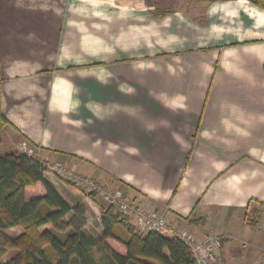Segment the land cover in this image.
Returning a JSON list of instances; mask_svg holds the SVG:
<instances>
[{
  "label": "crops",
  "instance_id": "1",
  "mask_svg": "<svg viewBox=\"0 0 264 264\" xmlns=\"http://www.w3.org/2000/svg\"><path fill=\"white\" fill-rule=\"evenodd\" d=\"M192 3L0 0V107L40 161L240 264L232 241L264 235V10Z\"/></svg>",
  "mask_w": 264,
  "mask_h": 264
},
{
  "label": "trees",
  "instance_id": "2",
  "mask_svg": "<svg viewBox=\"0 0 264 264\" xmlns=\"http://www.w3.org/2000/svg\"><path fill=\"white\" fill-rule=\"evenodd\" d=\"M246 1L264 10V0ZM7 128L13 127L0 107V145ZM47 173L45 163L35 156L0 154V264H196L185 242L142 233L113 206L99 205L102 232L99 237L88 234L85 207L72 206ZM31 190L39 194L28 197ZM88 196L98 202L95 194ZM255 218L249 222L253 228L259 224L258 212ZM13 229H21V234L10 236ZM10 251L15 254L4 261Z\"/></svg>",
  "mask_w": 264,
  "mask_h": 264
},
{
  "label": "built area",
  "instance_id": "3",
  "mask_svg": "<svg viewBox=\"0 0 264 264\" xmlns=\"http://www.w3.org/2000/svg\"><path fill=\"white\" fill-rule=\"evenodd\" d=\"M21 153L35 156L34 150L26 144L22 145ZM45 165L48 168V173L53 172L61 179L75 182L84 188L86 193L95 194L107 205L113 206L120 213L134 219L142 232H155L182 240L190 248L196 264H224L221 255L222 242L219 238L212 237L207 238L205 241H196L185 232L171 230L163 216L143 210L135 202L128 199L123 192L109 189L93 180L75 176L65 166H53L47 163Z\"/></svg>",
  "mask_w": 264,
  "mask_h": 264
},
{
  "label": "rangeland",
  "instance_id": "4",
  "mask_svg": "<svg viewBox=\"0 0 264 264\" xmlns=\"http://www.w3.org/2000/svg\"><path fill=\"white\" fill-rule=\"evenodd\" d=\"M159 1H162L163 3L164 2L172 3L173 4L172 8H179L181 6L185 7V5H186V7L187 6L189 7L191 5V7H192L193 6L192 2H197L200 0H159ZM200 2H202V1H200ZM202 3H209V2H202ZM9 130L10 129L7 128L6 130H4V132L2 134V142L0 145V154H6L9 152H21V147L24 144H26L30 149H32L27 143H24L22 145H18L17 143H13L12 142V136H11L12 134H9L10 136H8V134H7V131H9ZM62 166H64V165H62ZM65 167H67V166H65ZM67 168L75 176H78L80 178L81 177L85 178V177L79 175L72 168H70V167H67ZM46 176H47V178L50 177L52 179L64 181L67 184V187H69L68 188L69 190L67 189L66 191H64V190L60 189V191L62 192V195L68 200V202L72 206H76L78 204H81L85 207V209L87 210V222H86L85 231L90 235L99 237L101 232H102L101 224H100L101 223L100 222L101 213L99 210V205L100 204L107 205V204L98 196H97V199H98L97 203L92 201L88 196L89 194L85 192L84 188H82L80 185H77L75 182L68 181V180H65L63 178L61 179V178L57 177L53 172L47 173ZM38 194H39V192L37 190H35V192H33L31 190L27 193V196L31 197V196L38 195ZM243 215L245 216L244 213H243ZM246 218H247L248 222L256 219L255 214H253V215L248 214L247 215V212H246ZM142 233H145V232H142ZM251 233H255L254 234V237H255L254 238V246H252V248H250L246 245H243V243L245 242L243 239H239L238 241H232V242H234L233 243L234 245H236L237 247L240 248V249L235 248L234 252L232 253L234 262L240 261V264H264V235L257 234L256 231L249 228L248 230H246L244 232L243 236H248ZM20 234H21V229H13L9 232V235L12 237H16ZM219 239L221 240V242L223 241L222 238H219ZM234 253H236V256H234ZM14 254H15V251H10L8 256L5 257L4 261H9ZM237 259H240V260H237Z\"/></svg>",
  "mask_w": 264,
  "mask_h": 264
}]
</instances>
